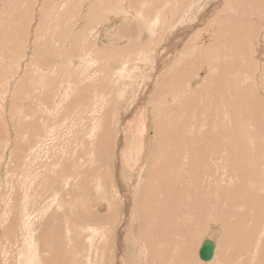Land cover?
<instances>
[{
	"label": "rangeland",
	"instance_id": "rangeland-1",
	"mask_svg": "<svg viewBox=\"0 0 264 264\" xmlns=\"http://www.w3.org/2000/svg\"><path fill=\"white\" fill-rule=\"evenodd\" d=\"M0 264H264V0H0Z\"/></svg>",
	"mask_w": 264,
	"mask_h": 264
},
{
	"label": "water",
	"instance_id": "water-1",
	"mask_svg": "<svg viewBox=\"0 0 264 264\" xmlns=\"http://www.w3.org/2000/svg\"><path fill=\"white\" fill-rule=\"evenodd\" d=\"M213 253H214V244L209 240L203 241L198 251L199 259L207 262L212 258Z\"/></svg>",
	"mask_w": 264,
	"mask_h": 264
},
{
	"label": "bare ground",
	"instance_id": "bare-ground-1",
	"mask_svg": "<svg viewBox=\"0 0 264 264\" xmlns=\"http://www.w3.org/2000/svg\"><path fill=\"white\" fill-rule=\"evenodd\" d=\"M201 20V19H200ZM189 28V27H188ZM193 35V34H192ZM194 36V35H193ZM207 40V39H206ZM181 41V40H180ZM209 42V41H208ZM7 56V55H6ZM9 57V56H8ZM44 69V68H43ZM41 72V71H40ZM41 74V73H40ZM69 75V74H68ZM69 77V76H68ZM41 106V105H40ZM39 107V106H38ZM141 124H142V121L140 122ZM140 124V125H141ZM131 146V145H130ZM126 147V146H125ZM127 148V147H126ZM145 150H146V147L144 148V149H141V152H145ZM137 151V150H136ZM140 153V152H139ZM143 154V153H142ZM128 158V157H127ZM135 158V157H134ZM135 160H137V159H135ZM128 165V164H127ZM137 165V164H136ZM130 166V164L128 165V167ZM138 166V165H137ZM140 166V165H139ZM5 168V167H4ZM130 168H131V166H130ZM137 174V173H136ZM188 174V173H187ZM32 175V174H31ZM24 187V186H23ZM192 210V209H191ZM193 214V213H192ZM2 219V218H1ZM3 221V220H2ZM28 225V224H27ZM72 230V229H71ZM54 233V232H53ZM24 242H25V240H24ZM28 243V242H27ZM20 253V252H19ZM214 254V253H213ZM23 255V254H22ZM6 256V255H5ZM213 257V256H212ZM17 260V259H16ZM18 261V260H17Z\"/></svg>",
	"mask_w": 264,
	"mask_h": 264
}]
</instances>
